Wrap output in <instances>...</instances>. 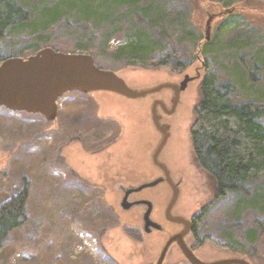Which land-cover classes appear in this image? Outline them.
I'll use <instances>...</instances> for the list:
<instances>
[{"label": "rangeland", "instance_id": "rangeland-1", "mask_svg": "<svg viewBox=\"0 0 264 264\" xmlns=\"http://www.w3.org/2000/svg\"><path fill=\"white\" fill-rule=\"evenodd\" d=\"M65 1L33 3V17L42 22L34 27L54 20V8L68 4ZM95 1L86 3V7L93 6ZM182 1L190 7V18L201 38L197 44L185 45L197 57L179 73L115 61L117 49L136 38L135 26L141 24L127 6L114 4L97 15L83 11L64 14L41 38L31 34L33 26L12 32L4 42V50L8 54L22 53L26 58L34 53L29 48L33 44L65 53H90L100 67L115 70L134 88L178 83L186 74L196 75L197 68L202 78L203 64L207 55L212 54L220 82H234L238 86L239 103L259 100L264 104V70L251 72L247 58L241 62L243 71L237 70L230 50L222 47L240 29L258 32L260 26L264 36V0H236L229 7L223 6L226 0ZM114 28L117 31L105 47ZM208 30L210 40H206ZM207 42L215 45L205 55L200 48ZM255 73L262 78L254 83L251 75ZM200 80L189 84L176 114L168 118L171 134L163 157L176 175L183 176L176 211L192 217L206 210L197 231L204 242L194 246L201 260L245 257L252 264H264V234L252 256L231 250L219 237L221 231H240V235L253 228L252 219H264L261 206L255 205V199L264 195V177L249 185L251 192L247 196L238 193L215 198L212 179L195 160L190 134L200 100ZM163 91L160 98L170 93L169 89ZM153 99H128L110 92L67 93L60 101L59 116L54 122L40 114L0 107V204L23 188L25 177L31 182L28 221L12 232L0 251V264H112L100 256L79 251L77 234L84 230L98 237L100 249L115 264H156L167 236L158 231L150 235L140 233L133 221L135 214L119 207L121 193L116 188L120 182L152 179L158 174L150 164L161 139L152 120ZM167 193L163 186L146 192L160 197L155 217L174 231L162 217ZM164 264L190 263L173 248Z\"/></svg>", "mask_w": 264, "mask_h": 264}, {"label": "trees", "instance_id": "trees-1", "mask_svg": "<svg viewBox=\"0 0 264 264\" xmlns=\"http://www.w3.org/2000/svg\"><path fill=\"white\" fill-rule=\"evenodd\" d=\"M41 1L45 0H0V63L10 57L26 58L22 53L8 54L4 50V42L12 32L19 33L30 26L42 23L35 21L36 18L31 11L32 4ZM66 1L68 4L54 8L56 9L54 20L40 27L35 26L31 34L41 38L42 33L59 22L64 14L83 11L97 15L96 13L101 11H108V7L114 4L127 6L139 18L141 24L135 26L136 38L117 49L115 61L125 60L129 65L162 68L179 73L191 66L197 57V54L194 55V52L190 53L185 49L188 42L197 44L201 36L198 35L197 28L190 18V7L182 0ZM91 1L96 3L86 7V3ZM235 2L236 0H226L223 6L229 7ZM261 30L263 29L260 26L258 32H251L250 28L237 30L222 45L230 50L237 70L243 71L241 62L246 58L249 62L246 64L251 72L264 70V59L261 58L264 55V36ZM116 31L114 28L112 33L108 34L105 47ZM214 45L205 43L201 47V53L206 55L209 47ZM29 48L33 49V54L40 50L34 44L29 45ZM88 49L86 47V50ZM207 56L203 65L204 74L199 84L200 100L195 108V120L190 131L195 160L212 179L217 200L238 193L247 196L251 192L249 185L264 177V104L263 101L257 102L259 100L239 103L236 100L238 86L234 82L221 83L215 67V56L212 54ZM96 64L99 66L97 60ZM101 68L107 69L104 66ZM260 78L262 77L256 73L251 75L254 83ZM23 183L21 190L0 204V251L12 232L28 221L27 205L31 194V182L25 177ZM255 200L257 203L255 205L261 206L264 211V195ZM205 214L204 209L196 217L197 226ZM252 223L253 228L245 233L241 232L238 235L240 231L236 234L221 231L219 237L231 250L252 256L256 252L261 235L264 234V219L257 217L252 219ZM197 237L199 242L197 245H202L204 240L200 239L199 235Z\"/></svg>", "mask_w": 264, "mask_h": 264}, {"label": "water", "instance_id": "water-1", "mask_svg": "<svg viewBox=\"0 0 264 264\" xmlns=\"http://www.w3.org/2000/svg\"><path fill=\"white\" fill-rule=\"evenodd\" d=\"M206 34V40H210L209 30ZM193 80L194 78L190 75H185L180 83L166 82L149 88H134L114 70L99 67L95 57L91 54L65 53L52 47H45L28 58L10 57L0 63V107H5L13 112L40 114L47 121L54 122L59 116V102L67 93L110 92L128 99H139L170 89L174 92L171 102L172 111L170 112L173 114L179 106L182 93ZM160 108L166 111V104L163 101L156 100L153 102L151 107L152 120L157 131L161 134L160 142L153 154V160L164 171L165 177L144 184L136 191L168 181L172 188V195L165 211L166 220L183 225L184 229L169 238L156 264H164L169 248L174 242L178 244L182 254L190 264H252L245 257L203 261L186 244L185 238L192 232L193 225L191 220L185 216L173 214L181 196V189L170 177L168 167L160 161L171 134V126L162 124ZM143 203L149 206L144 216L147 226L146 232L150 233V227L161 230L162 225L154 222L151 218L152 203L149 201Z\"/></svg>", "mask_w": 264, "mask_h": 264}, {"label": "flooded vegetation", "instance_id": "flooded-vegetation-1", "mask_svg": "<svg viewBox=\"0 0 264 264\" xmlns=\"http://www.w3.org/2000/svg\"><path fill=\"white\" fill-rule=\"evenodd\" d=\"M196 71H197V74L196 75H193V76L190 75L191 77L194 78L193 81H196V80L201 79V73H200V71H198V68L196 69ZM186 75H189V74H186ZM180 82H178V83H180ZM192 82H190V83H192ZM175 83H177V82H175ZM169 91H170V93L168 95L169 97L168 96H165V98H160L159 97V95L164 92L163 90L161 92L157 93V94L151 95V97H154L153 102H155L156 100H161V101H163L166 104V111L162 110L161 108L159 109V112L162 114V124H168V118L171 117V116H173V115H175L176 112H177V110H176L173 114L170 113L172 111L171 110V107H172V103L171 102H172V99L174 97V92L172 90H170V89H169ZM179 105H180V103H179ZM165 149H164V151H163V153H162V155L160 157V161L162 163H164L168 167L170 177L172 178L173 182L175 184H178L179 187H180L183 184V176L180 177L179 175H176V173L172 170L173 168L170 167V164H169L168 160L166 159V157L165 158L163 157L164 152H165ZM155 150H154V152H155ZM154 152H153V154H154ZM153 154L150 157V164L158 172V174L154 178H152V179L150 178V179H145V180H141V181H137L136 180V181H131V182H128V183L120 182L118 185H116V188L121 193V198L118 201V204H119V207L123 211H125L126 213L135 214L134 215V218H133V221L135 223L137 222V225H136L137 229L142 234H148L146 232L147 231L146 230L147 226H146V221L144 220V216H145V214H146L149 206H148V204H145L143 202L144 201H149V202L152 203L151 218H152V220L154 222H157V223H160L161 224V222L158 220V218L155 217V213H156V210H155L156 209V203L159 202V201H161V200H160V197L158 195H155V194H146V192L147 191H150V190H154V189H156L158 187H162V186L165 187L166 190H167V192L169 193V194L167 193L169 197L167 196V199H166V196H165L166 201L163 202V204L165 203V206H164V209H163L162 217L164 218L165 222L167 224H169L171 226V228H174L175 230L172 231L171 229L167 228L165 225L161 224L162 227H163L161 230H157L156 228L150 227L149 228L150 229L149 235L150 234H153L155 232L156 233L161 232V234L162 233L165 234L167 236V240L165 242V244H166L170 237H172V236L180 233L184 229V226L183 225L174 224V223L169 222V221L166 220L165 211H166L167 205H168V203L170 201V198H171L170 196L172 195L171 185L168 183V181H164V182H161L160 184H158V185H156L154 187H149V188L143 189L141 191H136L137 188L141 187L144 184L152 183V182H154V181H156V180H158L160 178H164L165 177L164 171L159 166H157L154 163ZM124 180L126 181V179H124ZM173 214L174 215H182V214L177 213L176 208L173 211ZM199 215L200 214H198L196 216H192V217L185 216L186 218H188V219L191 220L192 225H193L192 232L188 236H186L185 242L194 251V253H195V247L194 246H195V244L198 243V237H197L198 234H197V231H198V228H199V226H197V223H196V217H198ZM182 216H184V215H182ZM165 244H164V246H165ZM164 246H163V248H164ZM173 248L178 249L182 253V251H181L180 247L178 246V244L176 242H174L170 246L167 255L171 252V250ZM166 258H167V256H166Z\"/></svg>", "mask_w": 264, "mask_h": 264}, {"label": "built area", "instance_id": "built-area-1", "mask_svg": "<svg viewBox=\"0 0 264 264\" xmlns=\"http://www.w3.org/2000/svg\"><path fill=\"white\" fill-rule=\"evenodd\" d=\"M77 236L79 242V251H84L92 255L100 256L101 260L115 264L114 261L100 249L99 241L93 233L89 231H80Z\"/></svg>", "mask_w": 264, "mask_h": 264}]
</instances>
